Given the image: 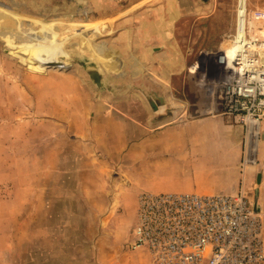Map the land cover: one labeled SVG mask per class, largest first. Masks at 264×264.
Returning <instances> with one entry per match:
<instances>
[{"label": "rangeland", "instance_id": "rangeland-1", "mask_svg": "<svg viewBox=\"0 0 264 264\" xmlns=\"http://www.w3.org/2000/svg\"><path fill=\"white\" fill-rule=\"evenodd\" d=\"M245 2L246 25L263 36L264 30L249 14L264 11V0ZM236 5L237 0H0V33L6 17L3 10L22 15L23 27L39 28L31 18H56L57 32L72 33L64 44L71 54L69 66H41L42 71L24 55L7 50L0 35V264H151L148 251L134 244L137 202L134 209L128 199L120 204L118 196L105 193L110 174L94 173L62 152V146L76 135L77 120L86 127L91 102L87 97L92 92L133 88L128 77L119 89L112 87L115 82L92 62L91 53L79 49L83 35L74 33L81 32L82 26L70 22H89L86 34L95 46L119 33L132 38L122 52L126 62L134 55L142 57L144 47L151 53H164L166 48L173 101L180 107L197 90L204 102L203 114L216 115L219 87L215 82L222 69L215 53L230 44L225 40L235 31ZM98 20L99 31H92ZM150 23L156 24L158 32L150 29ZM72 64L79 67L81 80L64 76ZM90 69L99 71V87ZM122 71L110 73L123 81ZM150 71L152 78L164 82L163 74ZM259 141L257 164L248 167V187L254 188L248 195L264 206V188L259 184L264 186V179L260 180L264 178V120ZM82 189L94 193L83 196ZM97 207L106 210L101 213Z\"/></svg>", "mask_w": 264, "mask_h": 264}, {"label": "crops", "instance_id": "crops-1", "mask_svg": "<svg viewBox=\"0 0 264 264\" xmlns=\"http://www.w3.org/2000/svg\"><path fill=\"white\" fill-rule=\"evenodd\" d=\"M166 21L165 18L164 28H167ZM149 27L158 32L155 23ZM131 44L132 38L119 33L115 39L102 41L97 50L100 55L91 53L96 60H90L115 82L112 87L119 89L128 77L133 80V88L128 92H92L87 97L91 102L86 127L77 120L76 135L62 146V152H68L69 158L74 156L78 165L90 166L94 173L103 170L110 174L109 189L105 193L118 196L120 204L128 199L133 209L141 192L233 193L239 189L242 179L243 188H248L251 169L242 173L240 166L242 125L230 116L203 114L205 106L197 90L178 107L168 85L172 79L168 50L151 53L144 47L143 59L134 55L129 61H123L124 46ZM132 52L135 54V48ZM75 67L72 64L71 70L63 74L81 80L80 69ZM159 67L162 72L158 71ZM152 69L164 75V82L152 78ZM116 70H123V81L111 75ZM93 71L99 80L95 81L93 76L91 79L99 87L101 75L96 69H90L89 73ZM81 192L87 196L92 191L82 189ZM95 210L102 213L106 209Z\"/></svg>", "mask_w": 264, "mask_h": 264}, {"label": "built area", "instance_id": "built-area-1", "mask_svg": "<svg viewBox=\"0 0 264 264\" xmlns=\"http://www.w3.org/2000/svg\"><path fill=\"white\" fill-rule=\"evenodd\" d=\"M249 17L264 30L263 10H253ZM244 23L237 48L227 54L221 46L215 53L222 72L215 82L219 95L214 105L218 114L243 127L242 173L257 164L264 120V35L246 25V13ZM225 41L229 47L230 37ZM243 187L242 179L233 193H139L135 246L148 251L151 264H264V206L248 195L254 188Z\"/></svg>", "mask_w": 264, "mask_h": 264}, {"label": "bare ground", "instance_id": "bare-ground-1", "mask_svg": "<svg viewBox=\"0 0 264 264\" xmlns=\"http://www.w3.org/2000/svg\"><path fill=\"white\" fill-rule=\"evenodd\" d=\"M245 0H237L236 5V20H235V35L234 37L229 35L231 45L222 51L229 54L237 48L236 37L242 36L245 33ZM6 17L3 21V31L0 33L7 50L14 53H19L26 57V60L38 67L39 71L44 70V67H62L66 68L70 63V51L64 48V44L69 40L70 35L72 34H63L61 35L55 29V24L57 19L52 18L51 20L45 19H33L31 22L39 25V28L23 27L21 26L22 15L13 12L12 10H3ZM95 21V20H94ZM71 25H81L82 31H76L74 34L82 33L83 35V44L79 43L80 51H88L89 53H98V46H95L89 42L87 38L86 29L90 28L89 22H70ZM99 20L94 22V27L91 28L92 31H99V28L96 26L99 25ZM244 23V24H243ZM86 27V28H85ZM89 30V29H88ZM68 31V30H66ZM86 34V35H85ZM225 43V41H224ZM228 43V42H227ZM99 51V50H98ZM264 53V52H263ZM100 55V53H98ZM91 57L96 60L92 55ZM100 58V56H98ZM264 58V55H263ZM90 59V58H88ZM94 61V60H93ZM51 63H59L58 65H53ZM97 64V63H96ZM98 66V64H97ZM260 142V141H259ZM261 144V143H259ZM252 167V166H250ZM248 168V167H247ZM259 182V181H258ZM261 189L263 190L264 186L261 182ZM263 201V200H262Z\"/></svg>", "mask_w": 264, "mask_h": 264}, {"label": "water", "instance_id": "water-1", "mask_svg": "<svg viewBox=\"0 0 264 264\" xmlns=\"http://www.w3.org/2000/svg\"><path fill=\"white\" fill-rule=\"evenodd\" d=\"M51 64L58 65L59 63H51ZM90 75L93 76V79L98 82L99 79L97 77V73L96 72L93 71V72L90 73Z\"/></svg>", "mask_w": 264, "mask_h": 264}]
</instances>
